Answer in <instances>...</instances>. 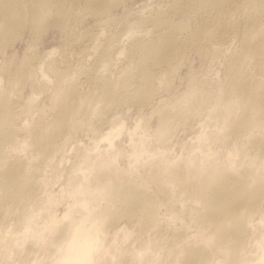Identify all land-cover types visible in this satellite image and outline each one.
I'll use <instances>...</instances> for the list:
<instances>
[{"label": "rangeland", "instance_id": "obj_1", "mask_svg": "<svg viewBox=\"0 0 264 264\" xmlns=\"http://www.w3.org/2000/svg\"><path fill=\"white\" fill-rule=\"evenodd\" d=\"M171 1L116 0L101 12H94L85 8V0H56L49 21L41 28H31L26 23L14 41L8 45L0 42V102L9 83L12 88L5 108L12 122L9 131L15 145L9 150L28 166L30 193L33 192L23 207L24 219L18 220L15 212L10 213V201L9 205L2 206L9 212L0 209V264L48 263L49 259L50 264H64L69 255L86 249L89 243L80 236L70 241L76 242L70 251L68 247L63 251L59 248L50 256L55 227L64 224L67 221L63 220L64 216L73 210L86 165L97 166L98 172L99 164L102 166L115 158L114 165L123 176L142 180L147 179L146 167L153 171H158V167L174 169L176 163L189 161L187 157L195 154L193 172L200 167L199 171L206 173L220 164L237 173H242L243 168L264 169V152L260 154V147L246 140V132L241 138L227 133L229 121L238 119L242 112L253 115L255 105L262 104L258 111H263L254 117L257 126L248 129V134L252 132V138L264 135V80L252 60L243 64L240 59L251 20L260 17L264 20V0H235L228 8L207 7L208 10L195 6L185 19L187 30L181 34L183 41L176 48L175 58L170 64L154 69L151 98L143 103L128 98L120 101L121 97L115 98V102L95 101V90L105 82L134 78L135 87H142L135 78L142 60L137 44L156 41L159 34L169 30L167 25L156 24L154 19L166 20L181 10ZM20 4L27 9L31 7L30 0H21ZM205 35L209 36L205 38ZM103 59L108 62L101 68L96 67ZM147 64L150 66L151 62ZM253 85L258 90H255L258 95L253 98L255 101L247 91ZM66 113L72 127L61 132L53 152L44 157L31 139L37 132L50 133ZM108 134L114 135V148L107 140ZM203 135L205 141H200ZM95 178L94 169L88 180V194L91 192L95 215L101 217L106 197H97L96 187L100 184ZM145 187L163 202L153 181L146 180ZM178 199L182 201L183 197L175 202L170 199L161 207L162 223L150 231L140 228L138 216L122 217L120 226H112L102 235L104 252H96L103 257L100 264H126V258L132 253V256L142 253L143 246L151 247L143 252L146 255L157 258L161 264H171L169 253L173 248L199 244L209 229L206 222L198 219L201 207ZM261 202L259 212L251 221L257 238L264 236V200ZM49 213L52 215L48 216ZM30 214L35 216L34 235L27 234L23 228ZM29 246L35 250L29 252ZM119 252L124 254L120 259ZM215 257V264L230 263L219 254Z\"/></svg>", "mask_w": 264, "mask_h": 264}, {"label": "bare ground", "instance_id": "obj_2", "mask_svg": "<svg viewBox=\"0 0 264 264\" xmlns=\"http://www.w3.org/2000/svg\"><path fill=\"white\" fill-rule=\"evenodd\" d=\"M30 1L31 7L27 9L25 6L20 4L21 0H0V42H2L3 45L11 42L17 36L20 28L24 27L26 23H29L31 28H41V25L43 23L45 24V22L48 20V16L52 14L53 5L56 3V0ZM115 1L116 0H85V8H88L94 12H101L106 7V5H109L110 2L115 3ZM171 2L174 6L181 8V10L175 12L174 16L169 17L166 20H163L164 18L162 19L161 17L154 19L156 24H165L169 27V30H164L165 32L159 34L156 41L150 42L148 44L136 43L140 53L142 54V60L138 69L139 71L137 72L135 78L138 79L140 83H142V87H135V81L137 80L134 78L128 79L124 82L115 81L113 83H101V87L98 85V89L95 90V101L110 102L114 101L115 98L120 97V101H124L125 98H128L132 101L135 100L139 103L147 101L152 97V77L155 75L154 69L170 64V62L175 58L176 48L178 44L183 41L181 39L183 38L181 37V34L187 30L185 19L189 18L191 9L195 6H198L199 8L206 7L205 9H207V7L228 8L233 5L235 0H172ZM58 3L60 2H57V4ZM263 11L264 10H262V12ZM256 12L258 13L259 11ZM260 18H254V20H251L249 28L247 27V44H244L246 47L243 46L245 49H243L240 53V59L242 61L240 62H250V60H252V62L256 64L254 65L257 66V70L264 80V20ZM206 32L209 33L208 31ZM206 36L207 35H205V38ZM115 42L117 41L115 40ZM105 59L100 60V62L96 64V67L101 68L103 65H105L108 62V60ZM148 62H151L150 66L147 64ZM239 66L240 65H238V67ZM234 69L237 70L235 67ZM25 73L22 74L25 75ZM16 77L15 79L17 81L18 78ZM19 79H21L20 76ZM234 86L235 85H233V87ZM248 86L246 88H248ZM253 87L254 85L252 88L249 87L247 90L249 96L252 97L251 100L255 99V95H257L255 93L258 91L257 88L254 87V89ZM10 88L11 85L9 83L8 88L6 91H4L3 101L0 102V209L5 208L2 207L5 204L9 205L8 202L10 201V213L15 212L16 217L18 216V220H22L24 219L25 213L24 206L28 204L33 192L30 193L31 191L29 185L31 182L29 181L30 171L28 166L25 162H22V159L17 158L19 156L14 157V155H12L9 150V148L14 145V136L12 137L9 131L11 119L8 114H6L7 109L5 110L12 94V88ZM229 89L232 90V87ZM241 89L242 91L244 90L243 87ZM247 94L245 95L247 96ZM235 102L237 103V101ZM258 102L259 101H257V103ZM259 103L261 104L263 102ZM262 106L263 105L261 104V109ZM260 107H256L255 105V108L257 109L253 111V115L247 111L246 113L242 112V114L240 112L241 116L239 117L238 114V119L228 122L229 127L227 128V133L240 136L241 138L242 135L243 137L245 136L244 132H246L247 136L245 137L248 138L246 140H249L252 144H254V146L256 145V147L258 145L260 147L259 150L262 151L260 152L261 154L264 152V135H261L260 138H257L256 136L254 138L253 135L252 138V132L248 134V129L257 126L254 125V117L255 114L258 115V112L263 111H258ZM262 119H264V117H262ZM260 122L262 123V121ZM71 127L72 122L68 116V113H66L52 126V130H49V132L51 131L50 133H35L31 139V143L42 151L44 157L48 156L53 152L56 140L60 136L61 132ZM203 136L204 139H201L200 141H205V135ZM107 140H109L112 145L114 135L108 134ZM197 144L198 143L195 144V147ZM200 145L203 144H199V146ZM112 146L114 148L116 145L114 144ZM200 147L198 148L200 149ZM192 148L194 147L192 146ZM201 153L204 152L201 151ZM113 155L110 157L111 160L113 159ZM195 156H188L187 159H189V161L186 160L185 162L183 160L184 162L182 161V163L179 162L176 163V165L174 164V169L168 170L158 167V171L155 170V172L152 168L146 167L144 173H146L147 179L143 180L139 177L129 178L123 176L119 169L114 165V161L116 160L115 158L114 161L112 160L113 162H105L102 166L99 164L100 168L98 169V172L97 166H93V164L86 165L84 168L86 169V173L84 174V182L82 183L81 181V185L79 186L82 188H78L77 197L75 198L76 200H74L75 206L72 208L73 210L68 211V213H66L64 216L63 220L67 219V221H65L64 224L60 226L58 225L59 227H55L57 230L55 231L54 243L50 251L51 258L54 252L56 253L57 249L59 248H62L61 251H63L64 247H68V251H70L72 245L76 243L72 242L77 237L81 236L82 239L86 238L87 243H89L88 246L86 249L75 251L73 256L69 255L67 262H64V264H78L79 262V264H100V262L103 260V257L98 255L96 252H104L102 251V242L104 240L102 235L108 233V229L112 226L119 225L122 217L138 216L140 219V222L138 221L140 228L145 231H150L155 229V227L158 228V226H160L162 223V219L160 217L161 207L168 201L170 202V199L174 200L175 202L177 201V198H180L181 196L183 197L182 201L178 199L181 203L192 201L193 204L200 205L202 211L201 215H198L200 214L198 213L196 216L198 215V219H200V221L206 222L209 229L203 234V239L201 238L202 241L199 244H183L173 248L169 253L172 258L171 264H215L216 254H219L220 257H225V259L230 262L229 264H264V236L261 235L262 238H257V231L255 232V227H253L251 224L252 219L259 212V208L262 203L261 201L264 200V169H260L263 171H258L255 170V168L254 170L253 168L252 170H246L243 168L244 171L242 173H237L220 164L212 169L207 170L206 173L199 171L200 167L198 165V171L193 172L191 165H193V162L196 161ZM94 169L96 176L95 179L100 184L98 185V188L96 187L97 191L99 192L97 197H101L102 199L106 197V206L104 211L101 212V217L100 214L95 215V205L91 204V192L88 194V190L90 188L88 180L93 175ZM148 179L155 183L158 193L163 196L164 200L162 203L148 190L147 187H145L146 180ZM71 182H73V180ZM117 207L121 209L120 212L116 211L118 210ZM7 212H9V210ZM50 214L52 215V213H49L48 216H50ZM28 216L29 218L24 222L23 228H25L27 234L29 233L30 235H34L33 227L36 224L34 220L35 216L31 214ZM88 218L90 221L87 223ZM51 219L56 218L54 217ZM49 221L52 220L49 219ZM40 232H43V228L40 230ZM72 239L73 241L70 242ZM143 247L144 249L140 247V249H143L142 253H140L141 255L139 254L132 256L134 255L132 253L129 255L128 259L125 257L127 260H125L126 264H161L157 258L150 257L149 255H146L147 253H143L145 251L148 252L147 250L151 248L150 246H146L147 248H145V246ZM28 249L30 250V246ZM32 250L34 251L35 249L33 248ZM32 250L29 252H33ZM124 253L126 254V251ZM123 255L124 254L122 252L117 253V257H119V259L120 257H123ZM53 258V260H56L57 256ZM93 259L95 260L92 261ZM49 261L50 259L47 262L49 263ZM24 263L35 264L33 262ZM42 263L48 264L44 261L39 262L38 264ZM220 264L224 263L221 262Z\"/></svg>", "mask_w": 264, "mask_h": 264}]
</instances>
